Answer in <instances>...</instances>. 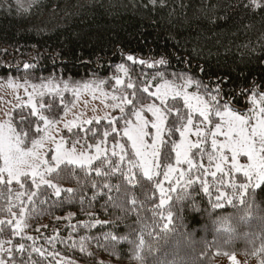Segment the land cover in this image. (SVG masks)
Returning <instances> with one entry per match:
<instances>
[{"label": "trees", "instance_id": "16d2710c", "mask_svg": "<svg viewBox=\"0 0 264 264\" xmlns=\"http://www.w3.org/2000/svg\"><path fill=\"white\" fill-rule=\"evenodd\" d=\"M30 2L0 0V82L9 77L20 82L27 77L32 83L52 76L57 82L99 78L108 80L104 87L112 92L115 81L110 78L119 75L115 66L125 63L138 84L151 81L157 71H164L168 79L173 78V73L186 72L209 87L223 81L221 86L226 92L234 90V103L245 110L252 87L258 84L259 90L264 91V7L254 11L245 7L248 0H163L162 7L161 0L156 6L150 0H40L29 9ZM127 55L149 62L164 56L169 63L148 68L133 65L126 60ZM26 63L33 67L25 69ZM156 83L151 81V90ZM64 96L69 102L73 99L70 92ZM172 138L178 139V133ZM168 148L171 151L170 144ZM76 175L83 181L82 173L78 171ZM117 176L111 177L112 183H123L122 177ZM92 177L100 180L95 173ZM236 177L235 184L245 181L241 175ZM56 182L64 189H74L78 193L76 202L53 206L54 196L46 199L41 195L25 233L37 238V246L59 252L56 260L63 259L65 264H208L219 251L217 218L224 214L231 217L245 208L249 212L248 226L264 230V183L245 191L240 186L222 187L230 197L229 202L223 203L214 197V191L209 195L201 184H193L185 192L173 195L166 207L159 208L155 184L138 173L137 185L129 188L137 205L131 210L129 203L125 217L119 208L105 203V196L91 201L90 207L94 190L90 186L82 188L68 169L61 171ZM67 195L62 192L61 198ZM81 195L83 206L79 202ZM112 195L119 196L115 191ZM43 199L46 202L39 203ZM4 205L5 201L0 200V207ZM69 212L70 221L64 219ZM165 214L170 215L168 224ZM94 220L106 223L90 230L79 227ZM69 224L77 225V230L73 232ZM70 232L77 242L81 236L91 237L86 241V252L71 247ZM108 233L118 236L114 245L103 239ZM57 235L64 243L57 242L53 248L45 242L46 237ZM3 238L12 239L14 244L20 242L8 230ZM231 247L239 248L240 244L233 241ZM33 259L47 264L35 254Z\"/></svg>", "mask_w": 264, "mask_h": 264}, {"label": "snow or ice", "instance_id": "6c2138e0", "mask_svg": "<svg viewBox=\"0 0 264 264\" xmlns=\"http://www.w3.org/2000/svg\"><path fill=\"white\" fill-rule=\"evenodd\" d=\"M39 3L40 0H31L28 8ZM150 3L156 6L157 0H150ZM160 6H164L163 0ZM249 6L255 11L264 7V0H248L245 7ZM126 60L148 68L169 63L164 56L149 62L127 55ZM30 67L33 66L24 64L25 69ZM115 67L117 73L127 78V83L121 75L111 77L115 81L112 92L105 91L108 80L99 78L57 82L52 76L40 78V83H32L27 77L22 83L12 77L7 79V86L14 91L23 88L27 99L17 95L12 111L5 112L7 118L0 121V200L5 201V205L0 207V264H40L33 259V254L47 264L53 261L65 264L63 259L56 260L59 252H49L43 246H37V238L25 233L41 195L46 199L54 196L53 206L63 207L76 202L78 193L72 188L64 189L56 182L64 169L69 170L82 188L90 186L94 190L89 200L90 207L91 201L105 196V203L119 208L125 217L130 210L129 203L131 210L137 205L129 188L137 185L138 173L159 190V208L168 203L170 193L183 182L199 181L207 191L208 177H211V182L218 181L221 185L225 182L233 184L236 180L234 174L242 173L247 181L241 185L245 189L253 183L257 187L264 183V91L259 90L258 84L252 87L247 98L251 107L244 112L234 103L237 98L234 90L226 92L221 86L223 81L209 87L186 72L173 73V78L168 79L164 71H157L151 77V81H158L153 91L151 81L138 84L125 63ZM193 87L195 91H189ZM66 92L72 94V101L66 100ZM85 93L93 99L98 98L97 93L104 100L110 99L112 103L105 104V107L119 110L120 115L105 113L103 117L81 119L75 116L67 119ZM101 121L107 123L102 124ZM121 121L123 125L118 127ZM177 133L178 139H173ZM192 136L196 139H190ZM110 137L114 141L111 149L106 147ZM123 138H126L125 143L121 142ZM242 156L247 157V163L240 162ZM204 159L208 161L207 167L197 162ZM184 165L187 169L182 167ZM78 171L83 174V181L76 175ZM92 173L100 180L93 178ZM161 174L163 181L156 179ZM113 176L117 179L122 177L123 183L113 184ZM164 182H168V188L163 186ZM113 191L119 196L114 197ZM62 192L68 195L61 198ZM223 196L224 193H220L218 199ZM46 199L39 203H45ZM79 202L83 206L84 196H79ZM71 218L72 213L69 212L64 219L70 221ZM116 220H121V217H116ZM103 223L106 222L94 220L79 227L90 230ZM112 225L115 227L116 222L113 221ZM69 227L74 232L78 226L69 224ZM5 230L10 231L13 238L19 237L20 242L14 244L12 239H4ZM68 239L72 241L71 247H78L83 253L87 251L86 241L91 237L81 236L77 242L70 232ZM103 239L114 245L118 236L108 233ZM25 241L32 243L26 244ZM45 242L53 248L57 242L64 243L58 235L46 237ZM88 255L92 256V253L88 252ZM231 261L237 264L234 255Z\"/></svg>", "mask_w": 264, "mask_h": 264}, {"label": "rangeland", "instance_id": "374dc122", "mask_svg": "<svg viewBox=\"0 0 264 264\" xmlns=\"http://www.w3.org/2000/svg\"><path fill=\"white\" fill-rule=\"evenodd\" d=\"M119 75H121L122 78L125 79V77H123L122 73H119ZM6 81L7 80H4V81L0 82V121H3V120H5L7 118L5 116V112L12 111V106L17 103V100H16V96L17 95H19L24 100L27 99V96L25 95V92H24L23 88L14 91L13 89H11V88H9L7 86ZM152 90L154 91L155 88H153ZM29 91H31V89H29ZM189 91H193V89L191 88V89H189ZM97 97H98L97 99H93L90 94H88V93L83 94L81 96V98H80V101L77 103L76 107L71 109V112L69 113L67 119H73V118H75V116H80L81 119H90V118H92L94 116L103 117L105 115V113H109L112 116H119L120 115V113H118L119 110L113 111L110 107H105V104H111L112 103V101L110 99L104 100L103 97L99 96V93H97ZM85 102H87V103L85 104ZM149 102H151V101H149ZM156 103H159V102L156 101ZM247 103H249V104H248V106H246V110L242 108L244 112H247L248 109L251 107L250 102H247ZM93 108H95L96 111H93ZM81 113H83L82 116H81ZM150 115H151L150 113L147 114V116H149V117H150ZM121 124H123L122 121H121ZM61 127H62V125H61ZM190 139L195 140L196 138L194 136H192V137H190ZM121 142L124 143L123 139L121 140ZM113 143H114L113 140H109V142L106 145V147L111 149ZM209 144H210V142H209ZM79 148H80V146L78 145V149ZM128 150L130 151V147L128 148ZM209 150H210V147H209ZM197 162L198 163H203L205 167L208 166L207 159H204L202 161H197ZM240 162L242 164L247 163V157H244V156L240 157ZM172 163L174 164L175 161L173 160ZM182 167L187 169L186 165H184ZM236 175L243 176L242 173H235L234 174L235 178H237ZM156 179H158L160 181H163V175L161 174ZM208 179H209L210 183L208 185V190L207 191L205 190L204 185L201 182H199V181L181 183L179 186L175 187L174 191H172L170 193V199H169L168 203L170 202V200H171L173 195L178 194V193L181 194V193L185 192L189 188V186H191L193 184H201L203 191L208 193L209 195H212L211 193L214 191L215 193H217L214 197L217 200L222 201V203L225 202V201L229 202L230 201L229 194L222 187L226 188V187H230L231 186L234 189L235 187L240 186L242 191H245V188H243L241 185L247 182L246 178H244L245 181L243 183L235 184V182H234L233 184H228L227 182H225L223 185H221V183L218 182V181L211 182V177H208ZM226 179H229V178H226ZM260 184H262V183H260ZM163 186L165 188H168L169 187L168 182H164ZM250 186L257 187V186H255L254 183L252 185H250ZM156 192H157V195L159 197V190L156 189ZM220 193H224V196L218 199V197H220ZM168 203L164 207H166L168 205ZM219 205H221V204H219ZM164 217L166 219V224H168L170 222V215L169 214H165ZM236 261H237V264H243V260H240V259L236 258ZM224 264H232L231 257L228 258V259H225L224 260Z\"/></svg>", "mask_w": 264, "mask_h": 264}, {"label": "clouds", "instance_id": "9594fccd", "mask_svg": "<svg viewBox=\"0 0 264 264\" xmlns=\"http://www.w3.org/2000/svg\"><path fill=\"white\" fill-rule=\"evenodd\" d=\"M248 209L239 213L224 214L217 218L216 227L220 233L219 251L208 264H224L225 257L241 256L243 264H264V230H253L247 224ZM251 233V235H250ZM240 244L233 249L232 242Z\"/></svg>", "mask_w": 264, "mask_h": 264}]
</instances>
